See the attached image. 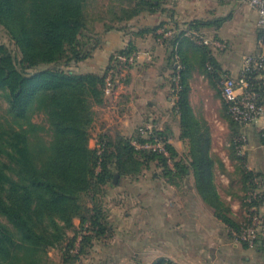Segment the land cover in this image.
<instances>
[{"label": "trees", "instance_id": "obj_1", "mask_svg": "<svg viewBox=\"0 0 264 264\" xmlns=\"http://www.w3.org/2000/svg\"><path fill=\"white\" fill-rule=\"evenodd\" d=\"M133 4V8H121V14L112 20L121 24L161 8V0H134ZM88 5L89 0H0V26L18 51L15 54L0 44V98L7 104L0 110V264H51L49 251L64 244L66 256L79 258L86 245L110 232L102 209L96 203L93 208L87 207L83 197L94 194L95 200L96 194H105L107 186L118 183L117 175L121 180L137 177L152 163L163 168L171 182L192 172L198 193L215 209L217 218L236 230L241 228L224 213L214 182L212 141L209 128L195 116L190 104L192 67L184 46L191 45L200 52L201 64L215 85L229 73L223 72L210 48L184 37L182 29L177 27L175 34L163 42L172 48L174 70L176 55L184 66L176 108L181 139L190 144L189 165L157 131L153 136L165 141L168 155L139 150L132 139L123 136H100L97 146L91 147L96 109L105 103L106 75L70 69L91 58L99 46V42L90 46L86 41ZM221 23L219 20L213 25ZM206 26L212 23L195 21L189 28ZM104 28L109 31L117 27L104 24ZM259 36H264V29ZM133 52L129 48L118 56ZM248 81L254 89L264 91V80L254 72L248 75ZM224 108L235 132L233 145L243 156L236 145L241 135L237 127L241 125L228 114L225 102ZM39 113L47 119L49 138L44 134L47 130L33 121ZM242 175L248 189L244 204L248 206L246 200L257 192L260 174L243 170ZM259 202L254 204L259 206ZM76 219L81 228L70 239L69 232L77 229ZM154 264L176 263L161 258Z\"/></svg>", "mask_w": 264, "mask_h": 264}, {"label": "crops", "instance_id": "obj_2", "mask_svg": "<svg viewBox=\"0 0 264 264\" xmlns=\"http://www.w3.org/2000/svg\"><path fill=\"white\" fill-rule=\"evenodd\" d=\"M257 19V13L248 0H161L159 11H146L124 21L120 28L104 29L93 56L80 63L85 64L83 74L106 75L118 54L129 48L137 53L138 59L128 69L117 64L113 89L109 94L105 93L104 105L96 109V145L100 136L113 139L123 136L133 140L143 127L150 125L164 136L184 164L189 165L190 144L181 139L180 117L173 99L172 48L160 41L158 31L177 27L183 30L195 21L212 23V26L199 31L227 44L226 50L221 51L223 53L212 49L211 53L223 72L236 77L242 70L245 55L264 53V46L260 45L262 37L259 36L262 29L258 27ZM219 20H222L220 25H213ZM196 50L191 45L184 46L192 67L190 104L195 116L209 128L214 182L224 213L242 227L247 221V206L244 204L247 185L241 177L233 175V162L237 161L239 154L233 143L215 146L211 125L225 118L224 102L201 64L200 52ZM247 136L249 141L243 151L244 156L247 153L258 154L264 146L260 133L249 129ZM169 166L175 170L173 162H169ZM152 179L159 188L152 187L149 182L147 191L136 195L143 202L138 211H142L144 218L142 229L139 228V220L133 223L132 231L141 234L139 238L131 237L130 247L136 257L143 252L148 264H154L161 258L176 264H264V242H258L255 247L237 242L234 234L239 230L217 218L215 209L198 193L192 172L180 175L173 182L165 173ZM129 181L131 179L118 181L113 187L117 190L125 188L130 185ZM262 187L264 190V184ZM257 192L264 195L259 187ZM259 204L258 209L264 216V198ZM133 214L127 212L125 217L131 219ZM122 219L124 216H119L116 223L122 225Z\"/></svg>", "mask_w": 264, "mask_h": 264}, {"label": "rangeland", "instance_id": "obj_3", "mask_svg": "<svg viewBox=\"0 0 264 264\" xmlns=\"http://www.w3.org/2000/svg\"><path fill=\"white\" fill-rule=\"evenodd\" d=\"M134 0H89V5L87 8V18H88V29L85 33L87 36L86 41H89L90 46H95L98 44L101 35L103 34L104 22L108 21L110 25H114L117 28L123 26L117 21H113L114 15H120V9L123 7L133 8ZM113 8V9H111ZM145 13V12H143ZM141 15V14H140ZM104 20V22H103ZM89 37V39H88ZM0 44L7 45L15 54H18L17 48L14 43L11 41L7 32L3 27L0 26ZM223 53V52H217ZM248 53V52H246ZM242 60V58H241ZM239 64L241 62L239 60ZM85 64H76L70 69L77 73H82ZM124 73V72H123ZM235 74L237 72H234ZM216 86V89L220 93L219 88ZM7 108V104L0 98V110ZM221 117V116H220ZM33 121L39 125H42L47 131L44 133L45 137L50 136L49 124L46 117L43 114H36L33 118ZM212 132L215 135V146L219 147L225 144L233 143L234 131L230 128V122L227 118H221L220 122L212 123ZM238 128V133H247L249 129H245L242 126ZM255 130V129H253ZM94 140V141H93ZM95 140H97V134L95 127L92 129V139L90 145L92 148L96 147ZM93 141V142H92ZM249 148V147H248ZM259 156V157H258ZM260 158V160H259ZM182 159V158H181ZM183 160V159H182ZM234 170L233 175L237 178H242V171L256 172L260 174L258 179V187L261 192L263 190L264 184V146L258 154H249L246 156H238L237 161L233 162ZM252 168V169H251ZM164 170L156 163H152L149 168L143 169V172L137 177H131L130 185L125 186V188L117 190L113 186H107L106 193H98L95 195V200L92 198L94 194L84 196L83 202L89 208H93L95 203L102 209L104 214L107 217L108 227L110 232L101 236L99 239H94L91 243L85 246L82 255L79 258L66 256V244L60 248L51 249L49 251V261L51 264H148L147 257H144L143 252H140V257L135 256V251L130 247L131 237L135 236L139 238L141 234L133 230L134 221H140L139 228L142 229V211H138L142 206V201L136 198V195L139 192L147 191L151 182L152 187L159 188V185L156 181H153V177H159L163 175ZM126 179H118L117 181H125ZM139 188V189H138ZM123 190V191H122ZM248 190V189H247ZM155 192H159L155 189ZM247 192V191H246ZM131 194V195H128ZM247 194V193H246ZM158 204V202H155ZM158 209V206H157ZM140 212L141 215H138ZM127 212H134L131 219H127L125 214ZM119 216H124L123 224H117L116 220ZM75 225L77 229L75 231L69 232V238H74L77 235V232L81 228V222L79 219L75 220ZM89 224L85 225L88 226ZM137 230V229H135ZM88 234V232H84ZM78 244L82 240V235H78ZM77 244V246H79ZM77 250V249H76ZM76 254V251L74 252ZM143 255V257H142ZM142 259V261H141ZM68 260V261H67ZM150 264V263H149Z\"/></svg>", "mask_w": 264, "mask_h": 264}, {"label": "built area", "instance_id": "obj_4", "mask_svg": "<svg viewBox=\"0 0 264 264\" xmlns=\"http://www.w3.org/2000/svg\"><path fill=\"white\" fill-rule=\"evenodd\" d=\"M250 7L257 13L258 27L264 29V0H248ZM183 36L191 40L198 46H206L215 51H224L227 44L221 40L211 38L207 34L190 28L183 29ZM160 41L165 38H171L175 34V29L165 28L158 31ZM260 45L264 46V37L260 40ZM137 53L131 55H120L117 62H113L106 73L105 93L109 94L115 84L117 73V64L122 69H128L137 62ZM242 70L238 76L222 75L217 86L220 90L223 101L228 106V114L232 119L245 129H256L261 135L264 144V91L259 92L254 89L248 81V75L255 73L259 80H264V53L245 55L242 60ZM184 69L179 55L175 56V70L172 78L173 99L177 103L179 92L182 89L181 74ZM177 109V108H176ZM153 126L147 125L139 131L140 138L146 140L139 142L136 138L132 140V145L139 150H148L161 152L168 155L166 143L162 139L155 138ZM154 137V138H153ZM249 138L246 133H242L236 139V145L239 151L243 153ZM258 184V179L256 181ZM264 195L259 192L252 193L246 200L247 221L235 232L237 242L248 244L255 247L258 242H264V216L260 213L258 206L254 202L263 199Z\"/></svg>", "mask_w": 264, "mask_h": 264}, {"label": "water", "instance_id": "obj_5", "mask_svg": "<svg viewBox=\"0 0 264 264\" xmlns=\"http://www.w3.org/2000/svg\"><path fill=\"white\" fill-rule=\"evenodd\" d=\"M119 179V176L117 175L116 177H115V181H117Z\"/></svg>", "mask_w": 264, "mask_h": 264}]
</instances>
